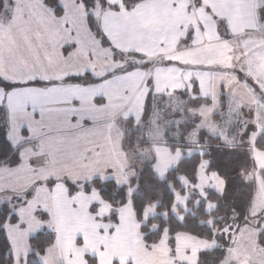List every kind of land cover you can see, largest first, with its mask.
Returning <instances> with one entry per match:
<instances>
[{"label": "crops", "instance_id": "0c3cea01", "mask_svg": "<svg viewBox=\"0 0 264 264\" xmlns=\"http://www.w3.org/2000/svg\"><path fill=\"white\" fill-rule=\"evenodd\" d=\"M105 1L95 15L108 45L79 0H59L61 15L44 0H6L0 77L14 87L0 88V106L19 162L0 166V193L31 194L16 208L17 222L5 225L13 258L25 264L29 238L48 230L55 240L43 264H88V256L97 264H199L200 253L216 249L217 241L178 232L171 245L164 230L147 245L131 202L112 221V205L97 191L72 192L69 183L99 178L125 185L137 175L125 121L142 118L150 94L173 99L186 91L208 101L194 107L198 114L231 105L243 113L257 93L250 75L264 86L261 58L245 53L259 6L253 20L248 0H144L130 10L123 0ZM86 74L96 80H68Z\"/></svg>", "mask_w": 264, "mask_h": 264}, {"label": "trees", "instance_id": "16d2710c", "mask_svg": "<svg viewBox=\"0 0 264 264\" xmlns=\"http://www.w3.org/2000/svg\"><path fill=\"white\" fill-rule=\"evenodd\" d=\"M87 13V20L93 32L102 40V43L108 45V41L103 38L99 29V23L95 15L97 7L106 8L105 0H79ZM144 0H123L127 9H132L136 4ZM45 4L50 7L57 15L63 13L59 0H45ZM5 6V0H0V19ZM116 56L118 57L117 53ZM121 56V55H120ZM137 57L138 55L131 54ZM137 65L134 64L129 68L132 69ZM71 81H83L96 79L86 74L84 77H70ZM11 89L13 84L5 81L0 77V88ZM181 97H189L186 91L178 93ZM155 97L150 94L146 99L144 113L139 121L135 119L126 120V138L125 146L131 155L137 146L146 144L145 141H138L146 133L142 132L141 126L148 122L151 117L153 101ZM164 101L163 98H156ZM166 100V99H165ZM191 100L190 103H192ZM195 98L192 108L206 103ZM9 120L6 109L0 106V166L3 164L17 165L19 155L17 149L9 141ZM204 144L202 145L203 155L210 160L209 169L217 170L226 181V189L223 193L209 190L208 198L217 203L215 210L206 212L205 204L202 201L193 211L186 212L182 218L172 213L174 203V189L183 191L178 176L185 174L195 180L197 167L200 163L201 155L195 153L191 157H185L179 163L176 169L168 172L167 179H160L156 174L151 163L142 162V170L136 176L129 180L128 184L119 185L114 180H102L99 178L83 183L80 186L69 183L70 190H78L85 193L97 191L99 195L112 205L113 211L109 220L117 219V209L128 202H131L137 221L140 223V231L143 240L147 245H153L158 242L164 230L170 234V244H174V235L178 232L193 234L205 240H215L218 247L210 252L200 253L199 264H221L227 255V249L233 244L234 236L238 232L241 224L236 221V216L250 211L253 205V199L257 192V178L254 175L255 165L248 152L238 146L230 148L223 140L216 135L204 132L202 135ZM256 145L264 147V132L258 137ZM132 156V157H133ZM264 180V170L260 172ZM30 193L25 195H15L12 193H0V264H14V258L11 251L10 241L6 231V223L17 222L15 214L17 207L26 204L30 198ZM158 202L157 209L167 212V216L161 214L143 218L144 210L152 203ZM235 230V231H234ZM259 242L264 247V229L260 230ZM55 234L52 231L43 230L37 232L29 238L31 252L25 259V264H43L41 256L46 249L54 242ZM88 264H97V259L93 256L87 257ZM235 264V263H234Z\"/></svg>", "mask_w": 264, "mask_h": 264}, {"label": "rangeland", "instance_id": "374dc122", "mask_svg": "<svg viewBox=\"0 0 264 264\" xmlns=\"http://www.w3.org/2000/svg\"><path fill=\"white\" fill-rule=\"evenodd\" d=\"M248 3L253 7V20H255L254 14L257 13V4L259 9L256 20L258 24L254 27L255 32L248 35L249 48L245 50V53L254 56L253 53L256 51L255 57L261 58L258 63L261 72L264 73V0H248ZM2 19L3 17L0 20ZM257 79L254 74L249 77V80L257 86L254 85L257 93L254 94L253 102L243 106V113L240 112L239 105H231L225 110H220L221 106L216 110L213 106L206 107L203 113L198 114V110L194 111L192 108L195 98L178 96L165 101L155 98L151 117L141 126L147 139L141 136L142 138L138 140L145 141L146 144L137 146L134 156L129 154L133 156L131 157L132 170H137L139 174L142 170L141 163L145 161L152 164L160 179H167L168 172L176 169L183 158L191 157L195 153L201 155L195 180L180 174L178 179L184 189L183 191L174 189L172 213L182 218L186 212L193 211V208L198 207L202 201L206 212L215 210L217 203L209 200V190L223 193L226 189L225 179L217 170L209 169L210 160L203 155L201 147L204 144L202 137L204 132L219 136L232 149L240 146L248 152L253 161L252 164L256 167L254 175L257 178V192L251 210L236 216V221H239L241 226L238 234H235V243L233 242L227 249V255L221 264H264V247L260 244L258 237L260 230L264 229V180L260 174L264 170V147L260 148L256 145L258 137L264 132V95L262 93L264 86ZM137 100L135 101L138 102ZM191 100H193L192 103H190ZM2 102L0 99V104ZM141 103L144 107L142 99L139 100L142 106ZM141 110H143L142 107ZM213 113H218L220 118L215 119ZM230 114H234L236 122L232 121L233 115ZM157 205L158 202L152 203L144 210L145 220L157 214L167 216V212L159 211ZM13 235L14 232H10V238ZM22 240V236L16 237L17 245L23 246ZM14 258V264H19V260Z\"/></svg>", "mask_w": 264, "mask_h": 264}, {"label": "water", "instance_id": "95a60500", "mask_svg": "<svg viewBox=\"0 0 264 264\" xmlns=\"http://www.w3.org/2000/svg\"><path fill=\"white\" fill-rule=\"evenodd\" d=\"M235 231V230H234Z\"/></svg>", "mask_w": 264, "mask_h": 264}]
</instances>
